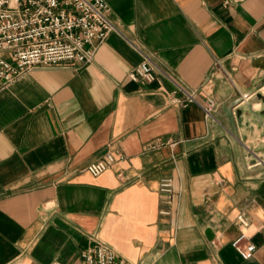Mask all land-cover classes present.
<instances>
[{
    "label": "crops",
    "instance_id": "obj_1",
    "mask_svg": "<svg viewBox=\"0 0 264 264\" xmlns=\"http://www.w3.org/2000/svg\"><path fill=\"white\" fill-rule=\"evenodd\" d=\"M105 1L119 31L93 63L0 89V264H81L95 236L130 264H264V0ZM144 56L153 83L129 77ZM175 83L215 120L169 105ZM109 150L127 159L89 174Z\"/></svg>",
    "mask_w": 264,
    "mask_h": 264
},
{
    "label": "built area",
    "instance_id": "obj_2",
    "mask_svg": "<svg viewBox=\"0 0 264 264\" xmlns=\"http://www.w3.org/2000/svg\"><path fill=\"white\" fill-rule=\"evenodd\" d=\"M111 7L105 0H0V89L37 68L81 69L94 62L96 51L111 33L118 30L110 19ZM157 66L149 56L134 68L129 77L134 81L153 83ZM176 90L166 94L169 105L186 107L197 104L208 121L215 120L217 102L209 96L201 100L199 90L189 91L179 83ZM163 142L152 143L148 150L163 147ZM118 150H109L97 161L89 164L87 172L95 177L103 175L116 163L126 160ZM163 202L170 201L174 193L173 180L160 183ZM169 211H161L162 215ZM237 222L248 228L246 215H238ZM248 235L232 245L243 259H251L257 247L241 244ZM81 254V264H130L108 243L98 237ZM212 246L219 248L216 237Z\"/></svg>",
    "mask_w": 264,
    "mask_h": 264
}]
</instances>
